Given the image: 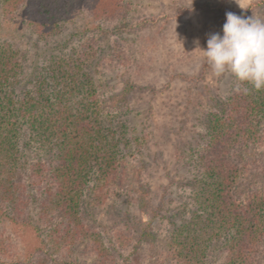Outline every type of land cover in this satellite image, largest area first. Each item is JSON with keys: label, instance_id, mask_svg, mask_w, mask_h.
I'll return each mask as SVG.
<instances>
[{"label": "trees", "instance_id": "1", "mask_svg": "<svg viewBox=\"0 0 264 264\" xmlns=\"http://www.w3.org/2000/svg\"><path fill=\"white\" fill-rule=\"evenodd\" d=\"M74 5L79 6L78 14L94 22L123 24L132 3L0 0L2 13L8 17L18 13L44 42L57 36L65 21H72ZM95 45L50 58L31 87L21 91L17 87L22 55L0 43V264H82L69 257L78 245L97 257L96 264H115L116 256L105 247L100 232L81 214L90 184L118 183L134 154L129 139L115 127L116 116L106 112L91 74ZM245 87L248 94L237 91L220 112L208 117L206 145L190 153V166L197 171L193 179L197 210L171 234L170 257L175 264H209L218 240L222 264L264 261V186L243 198L236 194L250 176L244 155L254 144L261 145L257 138L263 135L264 89L240 86ZM51 152L56 161L44 158ZM32 191L41 199L35 229L41 238L38 248L21 258L4 232V222L9 218L18 227L30 226L22 221L21 211L16 209L17 217H9L8 211L13 206L27 208L35 201ZM106 191L104 200L110 193Z\"/></svg>", "mask_w": 264, "mask_h": 264}, {"label": "rangeland", "instance_id": "2", "mask_svg": "<svg viewBox=\"0 0 264 264\" xmlns=\"http://www.w3.org/2000/svg\"><path fill=\"white\" fill-rule=\"evenodd\" d=\"M130 1L123 24L94 22L78 14L79 6L74 5L72 21H65L59 34L46 42L18 13L8 17L0 10V43L22 55L17 87L21 91L31 87L50 58L96 43L91 74L106 112L116 116L115 127L129 139L134 154L118 183L90 184L81 214L100 232L105 247L116 256L115 264H122L121 258L138 264H175L170 257L171 234L197 210L193 181L197 171L190 166V153L206 145L208 117L220 112L241 86L227 73L216 77L197 48L206 49L211 34L222 35L227 12L264 20V0H238L242 8L236 0ZM260 130L261 145L254 144L244 155L250 176L236 192L241 198L264 186V123ZM44 158L53 162L55 153ZM106 190L110 193L104 200ZM31 193L35 201L27 208L10 206L8 211L9 217H17L16 209L21 211L22 221L30 226L18 227L9 218L4 222V232L21 258L38 248L41 238L35 233L41 199ZM57 219L61 222L60 215ZM221 247V240L212 245L209 264L223 263ZM86 252L85 245H78L69 257L96 264L97 257Z\"/></svg>", "mask_w": 264, "mask_h": 264}, {"label": "clouds", "instance_id": "3", "mask_svg": "<svg viewBox=\"0 0 264 264\" xmlns=\"http://www.w3.org/2000/svg\"><path fill=\"white\" fill-rule=\"evenodd\" d=\"M236 2L239 4L238 0ZM197 49L203 52L216 77L227 73L256 91L264 89V20L227 12L222 35L211 34L206 49ZM236 90L244 94L250 91L239 86Z\"/></svg>", "mask_w": 264, "mask_h": 264}]
</instances>
